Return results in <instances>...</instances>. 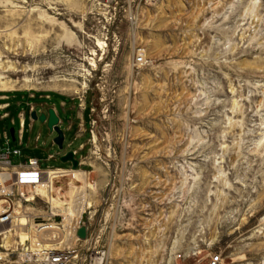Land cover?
Listing matches in <instances>:
<instances>
[{
  "label": "rangeland",
  "instance_id": "rangeland-1",
  "mask_svg": "<svg viewBox=\"0 0 264 264\" xmlns=\"http://www.w3.org/2000/svg\"><path fill=\"white\" fill-rule=\"evenodd\" d=\"M0 93V151L24 112L22 161L75 152L101 264H264V0H0ZM29 105L55 107L62 150Z\"/></svg>",
  "mask_w": 264,
  "mask_h": 264
},
{
  "label": "built area",
  "instance_id": "built-area-1",
  "mask_svg": "<svg viewBox=\"0 0 264 264\" xmlns=\"http://www.w3.org/2000/svg\"><path fill=\"white\" fill-rule=\"evenodd\" d=\"M119 1L104 0V3L115 7ZM150 1L152 0H127L128 5L132 8H136L141 2L148 3ZM134 62L142 64L144 58L137 57ZM79 106L81 107L83 104ZM32 110H34V107L29 105V111ZM7 117L8 115L5 114L1 119ZM24 119L25 113H19L18 135H15V141L18 140L19 145L22 144ZM30 122L33 121L30 119ZM4 139L7 147L3 151H0V226L5 227L10 225L12 227L6 229V233L14 236L15 242L10 247H5L0 243V264H68L71 253L75 254V259L79 256V260L81 258L82 263L92 264V259L95 258L94 254L97 255L98 251L95 252L94 248H91L88 243L90 240L88 222H82L86 229L85 240H80L76 236V232L80 228L79 226L73 230V245L66 244L64 238L48 244L37 242V244L33 245L29 238L23 243L20 242L19 231L21 229H23L22 232L28 235L31 229H35V236L43 234L42 232L45 228L42 227L49 224H53L57 229H60L63 217L57 214L51 204L36 193L35 189L42 184L47 186V189L51 188L52 182L49 179V172L51 170L60 172L59 174L61 175H67L69 172L66 169H42L36 158H28L25 161H21V150L18 147H9L10 137L6 132L4 133ZM53 158L52 155H49L47 159L51 160ZM14 159L15 161H13ZM41 202L44 209L43 212H38L37 215L32 217L33 227L31 224L21 225L16 222L17 216L21 215V207L26 206L28 203L39 204ZM59 236L64 237L65 233L61 231ZM3 237H5L3 234L0 235V239ZM220 261L221 256L215 254L210 256L208 264H219Z\"/></svg>",
  "mask_w": 264,
  "mask_h": 264
},
{
  "label": "bare ground",
  "instance_id": "bare-ground-1",
  "mask_svg": "<svg viewBox=\"0 0 264 264\" xmlns=\"http://www.w3.org/2000/svg\"><path fill=\"white\" fill-rule=\"evenodd\" d=\"M59 124H60V119H59ZM68 172L69 173L67 175H65V174L61 175V174H59L60 172H54V170H51L49 172V179L52 182L51 188L47 189V186L42 184L41 186H37L35 189L36 193H38L41 197L45 198L47 200V202H50L54 211L59 213L63 217V221H62L60 229H57L56 226L53 224H49L48 226L42 227V228H45V230L42 232L43 234H39V236L38 235L35 236V234H34L35 229H31L29 235L22 232L23 229H21V231H19L21 243H23L28 238L30 239L31 244H33V245L37 244V242L40 244L41 243H45V244L53 243L55 241L61 240V238H64L66 241V244L73 245L74 239L72 238V234H73V230L77 227V225H74L75 216H76V218H80L84 212L79 211V209L81 208L83 210L84 209L83 207H88V208L90 207V203H88L86 201V195H85L84 189L86 187H89L92 189L93 184L87 183L85 172L76 171V170H68ZM67 177H69V178H67ZM64 179L66 181L65 182L66 185H69V186L63 187V190H61L60 188H58L57 185L61 181H63ZM78 183H81L82 185L77 186ZM59 190H61V191H59ZM62 191L64 193H62ZM62 199H65V200L69 199L70 201L72 200L70 202L72 207L69 206L67 209H65L64 206H55L53 204V202L56 203ZM66 203H68V201H66ZM26 207H27V205L24 207H21V215L22 216L18 215L16 222L20 223L21 225L31 224V226L33 227L32 218H31L32 216H30V215H27V217L24 216L25 215L24 212H25ZM17 212H18V210H17ZM35 215H37V214H35ZM35 215H33V216H35ZM28 220H29V222H28ZM10 227H11L10 225H7L5 227L0 226V235L3 234V236H5V237L0 239V243L3 244V241L6 239H11L13 242H15L14 236H12L10 233H6L7 232L6 229H10ZM81 227H85V226L83 225ZM61 231L65 233L64 237L59 236ZM55 233L57 235H55ZM44 235H48L50 237V239H52L53 237L56 236V239H53L52 241H49V242H43L42 236H44ZM12 244H14V243H12ZM8 247H10V246H8ZM102 254H103L102 252H98L97 255H99V257L93 258L92 264H101L102 263Z\"/></svg>",
  "mask_w": 264,
  "mask_h": 264
},
{
  "label": "water",
  "instance_id": "water-1",
  "mask_svg": "<svg viewBox=\"0 0 264 264\" xmlns=\"http://www.w3.org/2000/svg\"><path fill=\"white\" fill-rule=\"evenodd\" d=\"M30 118L33 121H39L40 123H46L49 133L50 134L55 133V137L53 138V144L57 146L59 150L63 149L64 133L59 127V118L56 115V112L52 107H49L46 110L42 111L38 116L36 114V111H31ZM9 134H10L11 140L14 142L15 136H14L13 128L9 130ZM59 160L62 163H70L72 170H76L80 165L79 160L75 159L74 151H69V152L62 154L59 157ZM76 236L80 240H84L86 238L85 227H80L76 232Z\"/></svg>",
  "mask_w": 264,
  "mask_h": 264
},
{
  "label": "crops",
  "instance_id": "crops-1",
  "mask_svg": "<svg viewBox=\"0 0 264 264\" xmlns=\"http://www.w3.org/2000/svg\"><path fill=\"white\" fill-rule=\"evenodd\" d=\"M29 98H33V97H29ZM47 100H49L50 99V97L49 96H47V97H45ZM9 100V97L8 96H0V101H2V102H4V103H1L0 104V110H6V109H8L9 107H10V105H9V103L8 102H6V101H8ZM75 105H76V103L75 102H73V104H72V106H71V109H74L75 108ZM61 107H62V109H65V107H66V104L64 103V102H62L61 103ZM47 108H49V107H47V106H45V109H47ZM54 110H55V112L57 113V116L59 117V115H58V112H57V110L55 109V107H52ZM79 108H81L80 106H77V109L75 110L76 111V119L77 120H79V122H78V125H79V128L80 127H82V128H84L85 126H86V124H89V122H90V120H88V123H86V119H85V113H84V111H81ZM5 114H7L8 115V117H9V114L8 113H4L3 115H2V117L5 115ZM90 116V115H89ZM1 117V118H2ZM7 117V118H8ZM3 119H6V118H3ZM31 119V118H30ZM60 119V118H59ZM89 119V118H88ZM25 122V121H24ZM61 124H63V122L60 120V125ZM71 126H72V124L69 122V123H67V125H66V130H70L71 129ZM78 128V131H77V133L78 132H80L81 130ZM77 133H76V135H75V138H79V137H77ZM14 136H15V130H14ZM23 137V136H22ZM23 141V140H22ZM81 146V145H80ZM20 149V148H19ZM13 161H15V159L13 160ZM21 161H22V151H21Z\"/></svg>",
  "mask_w": 264,
  "mask_h": 264
},
{
  "label": "trees",
  "instance_id": "trees-1",
  "mask_svg": "<svg viewBox=\"0 0 264 264\" xmlns=\"http://www.w3.org/2000/svg\"><path fill=\"white\" fill-rule=\"evenodd\" d=\"M19 94H25V93H19ZM3 95H4V96H8V95H6V94H1V93H0V96H3ZM54 95H55V94H54ZM37 96L41 97L40 94H37V93H36V94H33V99H35Z\"/></svg>",
  "mask_w": 264,
  "mask_h": 264
},
{
  "label": "flooded vegetation",
  "instance_id": "flooded-vegetation-1",
  "mask_svg": "<svg viewBox=\"0 0 264 264\" xmlns=\"http://www.w3.org/2000/svg\"><path fill=\"white\" fill-rule=\"evenodd\" d=\"M45 107V106H44Z\"/></svg>",
  "mask_w": 264,
  "mask_h": 264
}]
</instances>
